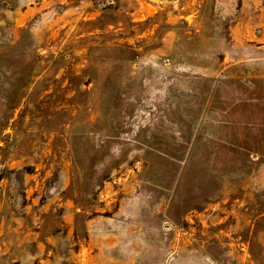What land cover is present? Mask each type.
<instances>
[{
	"label": "rangeland",
	"instance_id": "obj_1",
	"mask_svg": "<svg viewBox=\"0 0 264 264\" xmlns=\"http://www.w3.org/2000/svg\"><path fill=\"white\" fill-rule=\"evenodd\" d=\"M0 264H264V0H0Z\"/></svg>",
	"mask_w": 264,
	"mask_h": 264
}]
</instances>
